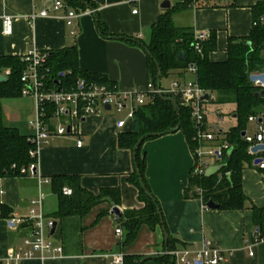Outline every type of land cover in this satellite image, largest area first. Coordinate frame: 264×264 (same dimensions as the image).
<instances>
[{
	"label": "crops",
	"instance_id": "1",
	"mask_svg": "<svg viewBox=\"0 0 264 264\" xmlns=\"http://www.w3.org/2000/svg\"><path fill=\"white\" fill-rule=\"evenodd\" d=\"M52 1L0 0V55L22 57L30 48L50 51L76 44L78 64L82 69L105 75L122 92L144 90L150 81L146 52L137 44L127 43L117 36H131L147 43L152 26L169 9L161 7L164 0H135L132 3L91 0L96 7L94 11L85 7L86 10H78L83 13L73 19L75 35L70 34L63 10L51 12L49 16L37 15L42 8L51 7ZM185 1H190V6L172 13L175 25L188 27L194 33L206 32L208 36L215 33L217 48L209 54V59L221 62L227 57L228 39L245 38L250 33L253 25L251 7L260 0H169L170 8ZM134 9L137 13H133ZM5 16L11 17L9 34L3 32ZM95 16L103 22L108 36L99 32ZM6 71L1 73L5 77ZM260 72L264 73V68ZM193 79L189 70H172L160 80V86L170 89L175 81L184 84ZM176 99L181 104L180 96ZM213 99L214 95H210L203 102L206 126L208 129L217 126L224 133L236 121H228L225 127L222 111L219 107H211ZM227 105L230 106L228 115L234 119L235 105ZM1 106L6 126L17 128L25 136L31 133L30 122L35 114L31 97L4 98ZM128 111H101L87 116L76 124L74 133L51 139L38 152L36 176L10 178L0 175V260L9 250L24 248L22 239L28 228L20 227L23 221L15 223L12 220L26 219L30 199L36 198L39 192L43 198V214L56 222L59 238L55 245L62 246V252L44 260L32 257L21 264H109L107 255L110 253L122 251L142 260L167 250L168 240L164 238L161 225L155 229L141 226L134 241L122 246L124 229L119 225L118 217L110 212L111 203L114 204L111 199L94 206L83 217H68L58 222L53 214L45 213L44 198L50 195L43 193L42 187L46 184L51 192L49 179L58 175H78L81 185L93 193L103 187L118 188L120 199L114 205L121 214L143 206L137 188L126 181L132 172L131 153L117 145V136L133 129V118H126ZM260 117L264 118L263 115ZM118 120H124L123 127L117 126ZM249 123L253 132L254 123ZM77 139L82 140L80 147ZM142 152L145 154V178L158 200L163 225L174 240V249H196L203 239L210 238L226 256L220 264H264V241H254L255 222L250 207L264 209L261 170L251 162L241 172L242 191L248 199L243 209H210L204 206L200 197L191 196L189 177L194 156L180 130L146 140ZM2 207L6 210L5 216L1 214ZM56 209L57 204L53 212ZM119 227L121 233L116 234ZM140 264L161 263L149 258Z\"/></svg>",
	"mask_w": 264,
	"mask_h": 264
},
{
	"label": "trees",
	"instance_id": "2",
	"mask_svg": "<svg viewBox=\"0 0 264 264\" xmlns=\"http://www.w3.org/2000/svg\"><path fill=\"white\" fill-rule=\"evenodd\" d=\"M67 7L76 11H92L96 8L91 0H62ZM190 1L183 4H174L166 12L158 17V21L152 26L150 40L147 43L139 41L131 36L118 35L125 42L135 43L146 53L147 72L150 81L156 87L158 80L166 77L172 70L185 72L190 66L195 68L193 75L198 86L207 94L214 95L213 103L234 104L236 123L226 132L220 131L215 138V146H221L222 154L219 163L222 167L216 174L200 177H189L191 196L200 197L205 206L208 200L214 201L218 209L235 210L243 209L247 197L242 191L241 172L246 165L252 162L247 143L242 132L247 130L248 116H255V109L264 103V97L255 96L261 90L251 80V74H257L264 68V0L251 7L253 25L250 33L245 38L230 37L227 42V57L221 62H212L209 54L216 50V37L212 33L200 43V50L194 47L195 33L188 27H178L172 19V13L186 6ZM95 22L99 32L108 36L106 27L95 16ZM115 37V36H113ZM180 51L184 52L183 60H177ZM46 81L51 85H60L66 91L75 87L77 79L103 83L113 87L115 82L101 74L82 69L78 64V52L76 44L68 47L47 51ZM160 66V76L156 79L157 67ZM8 70L4 81H0V175L4 177H22L21 168H27L30 163H36V158L28 155L32 147L30 142L25 141L17 128L8 127L4 124L1 100L4 98L20 97L22 83L20 77L25 70V63L18 56L0 55V74ZM161 88H163L161 86ZM164 89V88H163ZM176 99V98H175ZM177 101L178 114L171 103L163 100L157 94L153 95L144 105L137 106L133 114V129L130 133H121L117 136L119 148L126 149L131 153L132 172L126 181L137 188V196L143 206L138 209L128 210L121 214L120 226L124 229L122 246L131 244L141 226L147 225L155 229L159 225L161 211L159 203L150 191L148 181L145 178V154L142 146L146 140L156 138L161 134L170 133L176 124L186 138L191 150L197 145L193 139L195 129L190 117V107H185ZM50 109V108H49ZM154 133V135H152ZM140 137L144 140L138 143ZM226 145V148L223 147ZM218 163V164H219ZM262 178H264V169ZM51 192L56 196L57 209L52 216L58 222L68 217H83L89 214L94 206L111 199L114 204L119 202V189L103 187L97 193L86 190L80 183L78 175H58L50 177ZM145 186V189H143ZM71 191L69 195L62 193L63 187ZM197 189L201 192H197ZM148 192L149 194H146ZM253 212L255 229L261 230L264 226V209L250 206ZM2 207L1 214L4 215ZM5 216V215H4ZM30 223L22 222L21 228H28ZM121 227H119L121 229ZM118 228V229H119ZM55 231L52 235H56ZM167 250L174 249V240L168 236ZM125 255L124 264H139L141 257L137 255ZM154 259L161 264H173V258L164 253L156 255Z\"/></svg>",
	"mask_w": 264,
	"mask_h": 264
},
{
	"label": "built area",
	"instance_id": "3",
	"mask_svg": "<svg viewBox=\"0 0 264 264\" xmlns=\"http://www.w3.org/2000/svg\"><path fill=\"white\" fill-rule=\"evenodd\" d=\"M132 3L135 0H127ZM63 10L65 12L63 18L68 27L70 34L75 35L76 30L73 28V19L78 18L83 12H77L75 9L67 7L62 0H53L51 7L48 9L42 8L37 15L49 16L51 12ZM92 12V11H90ZM137 13V9L133 10ZM264 22V17L261 18ZM3 32L10 33L11 17L5 16L2 22ZM208 37V33H195L194 47L200 50L199 46L202 40ZM24 56L21 57L25 63L20 82L22 83L21 96L31 97L34 102V117L30 122L32 131L25 137V141L30 142L32 147L28 150V155L38 158V152L44 144L50 143L51 139L57 136H65L76 131L77 123L86 119L87 116L99 114L101 111L116 110L122 112L129 109L126 118H133L134 111L137 106L144 105L147 100H150L153 95L157 94L156 87L149 81L144 90H130L129 92L120 91L114 84L113 87H108L103 83L93 81H84L77 79L75 87L66 91L60 85H51L46 81L47 67L46 62L49 53L44 50L38 51L35 48L28 49ZM264 61V57H263ZM188 70L194 75L195 68L190 66ZM9 71H6V75ZM259 89H264V82L256 81L254 83ZM160 91L170 97L178 95L181 98V104L185 107H190V117L193 121L195 129V137L193 138L197 145L192 149L194 156L193 167L190 171L192 176L200 177L204 175L205 170L213 163H219L222 150L221 146L212 145L219 128L213 127L208 129L205 121V108L202 99L206 92L201 89L197 82L189 80L184 84L177 81L173 82L170 89H163L160 86ZM108 105L109 110L104 109ZM50 108V109H49ZM247 120L254 123L252 133L244 132V140L249 143L248 150L253 156L252 163L259 169H264V149L252 152L251 147L257 144H264V118L260 116H248ZM57 122V124L55 123ZM118 127L124 126V120L116 122ZM82 140L77 139V146H81ZM226 148V145H223ZM258 160V162H255ZM36 163L32 162L27 168H21V173L25 175L36 176ZM48 182V180H46ZM197 192L201 190L197 189ZM62 193L69 195L70 189L63 188ZM28 216L25 220L17 219L12 222L21 223L28 222L27 234L22 239L24 248L17 250H9L6 256L0 260V264H21L24 260L37 257L42 260L46 257L61 255L62 246L55 245L49 240L51 229L54 220L43 214V198L39 192L36 198L30 199L28 207ZM116 234L121 233V229L115 230ZM254 241H264V226L261 230L258 228L253 231ZM169 254L173 264H220L225 261L226 256L220 250L215 242L210 238L202 240L200 246L196 249L188 247H180L178 249L166 250L156 255ZM252 253V252H251ZM250 253V254H251ZM109 264H124L122 251L110 253Z\"/></svg>",
	"mask_w": 264,
	"mask_h": 264
},
{
	"label": "water",
	"instance_id": "4",
	"mask_svg": "<svg viewBox=\"0 0 264 264\" xmlns=\"http://www.w3.org/2000/svg\"><path fill=\"white\" fill-rule=\"evenodd\" d=\"M160 5H161L162 8H165V9L170 8V2H169V0H164V1H162V2L160 3ZM146 53L149 54V55L151 56L149 50H147ZM151 57H152V56H151ZM183 58H184V52H183V51H180L179 54H178V56H177V60H183ZM153 61H154V64H156V67H157L156 79H158L159 76H160V66H159V64L156 63L155 60H153ZM249 76H250V80H251L253 83H255L256 81L264 82V73H262V72H260V74H251V75H249ZM5 79H6V77L3 76L2 74H0V81H4ZM156 90H157L158 96H160L163 100H167V101H169V102L171 103L172 107L174 108L176 114H178L177 101H176L175 97L167 96V95L163 94V93L160 91V80H158V82L156 83ZM255 96H260V97L262 96V97H264V89H261L260 92L255 93ZM208 97H209V94H205V95L203 96L202 99H207ZM104 109L109 110V106L106 105V106L104 107ZM179 125H180V124H176V125L174 126V128L170 131V133H173L174 131L178 130V129H179ZM152 135H154V133H153ZM244 135H245L244 132H242V136H244ZM143 140H144V138H143V137H140L138 143H141ZM250 149H251L252 152H257V151L263 150V149H264V144H263V145H262V144L254 145V146L251 147ZM255 162H258V160H256ZM221 167H222L221 164H219V165L209 166V167L205 170L204 175H206V176H210V175L216 174V173L219 171V169H220ZM142 187H143V189H145V186L142 185ZM146 194H149V193L146 192ZM205 207L210 208V209H218V205H217L214 201H212V200H208V201L206 202V204H205ZM110 212H111L112 214H114L116 217L121 216V211H119V209H118L114 204H112V203H111V209H110ZM55 225H56V222L54 221L53 226H52V229H51V234H53V233L55 232V229H56V228H55ZM159 225H161V229H162V232H163V234H164V238H165L166 240H168V239H167V238H168V233H167V231H166L165 225H163V220H162L161 215H160ZM149 258H154V256H153V255H149V256L143 258V259L139 262V264H140L141 262H143L144 260L149 259ZM194 264H201V263H200V262H195Z\"/></svg>",
	"mask_w": 264,
	"mask_h": 264
},
{
	"label": "rangeland",
	"instance_id": "5",
	"mask_svg": "<svg viewBox=\"0 0 264 264\" xmlns=\"http://www.w3.org/2000/svg\"><path fill=\"white\" fill-rule=\"evenodd\" d=\"M214 100V99H213ZM214 104V105H213ZM212 105H211V107L214 109V108H218L219 107V109L222 111V116H223V120H224V126L226 127L227 126V123H228V121L230 122V121H236L235 120V118L234 119H232L231 118V115H228V113H229V110H230V106H228L227 104H220V105H217L216 103H213ZM210 109V108H209ZM116 110H111V112H115ZM255 112H256V116H262L263 115V117H264V103H262L261 104V106H259V107H257V109H255ZM56 124H57V122H55ZM236 123V122H235ZM251 126H252V124L251 123H249L248 122V124H247V132H249V133H251L252 132V130H251ZM42 192L44 193V192H49V197H46V198H44L45 199V207H44V209H45V213H49L50 215H52V212L54 211V209L56 208V204H57V199H56V197L52 194V192H50V190H49V188H48V186L46 185V184H44L43 185V187H42ZM51 193V194H50ZM48 214V215H49ZM58 232H57V234L56 235H51V236H49V240L52 242V243H54V244H56V242H58Z\"/></svg>",
	"mask_w": 264,
	"mask_h": 264
}]
</instances>
